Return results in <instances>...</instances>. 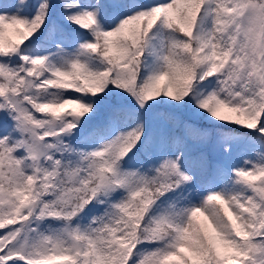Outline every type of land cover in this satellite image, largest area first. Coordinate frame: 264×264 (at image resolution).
Returning a JSON list of instances; mask_svg holds the SVG:
<instances>
[{"label":"snow or ice","instance_id":"1","mask_svg":"<svg viewBox=\"0 0 264 264\" xmlns=\"http://www.w3.org/2000/svg\"><path fill=\"white\" fill-rule=\"evenodd\" d=\"M0 264H264V0H0Z\"/></svg>","mask_w":264,"mask_h":264}]
</instances>
